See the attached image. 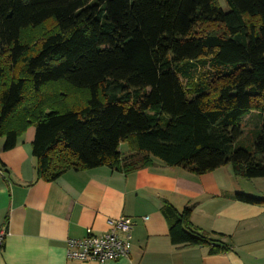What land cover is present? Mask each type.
Returning <instances> with one entry per match:
<instances>
[{
  "label": "trees",
  "instance_id": "trees-1",
  "mask_svg": "<svg viewBox=\"0 0 264 264\" xmlns=\"http://www.w3.org/2000/svg\"><path fill=\"white\" fill-rule=\"evenodd\" d=\"M250 111L262 116L251 149L238 145ZM29 128L45 182L153 160L264 178V0H0L3 150ZM161 211L173 246L226 250L190 208Z\"/></svg>",
  "mask_w": 264,
  "mask_h": 264
},
{
  "label": "crops",
  "instance_id": "crops-1",
  "mask_svg": "<svg viewBox=\"0 0 264 264\" xmlns=\"http://www.w3.org/2000/svg\"><path fill=\"white\" fill-rule=\"evenodd\" d=\"M33 137L29 128L7 151L0 139V229L6 227L0 264H98L67 259L65 241L83 238L87 229L101 234L121 216L133 224L130 254L104 264H264V203L235 199H264V178L237 177L229 165L198 175L153 160L127 173L101 166L45 182L36 177ZM164 201L178 211L190 208L192 225L223 235L226 250L173 246Z\"/></svg>",
  "mask_w": 264,
  "mask_h": 264
},
{
  "label": "built area",
  "instance_id": "built-area-1",
  "mask_svg": "<svg viewBox=\"0 0 264 264\" xmlns=\"http://www.w3.org/2000/svg\"><path fill=\"white\" fill-rule=\"evenodd\" d=\"M144 219H146L144 217ZM108 230L101 234L86 230L81 239H67L65 241V254L67 259L78 261H93L104 264L108 261L127 258L130 254V232L132 222L129 218L121 216L107 222ZM6 236V227L0 229V245Z\"/></svg>",
  "mask_w": 264,
  "mask_h": 264
},
{
  "label": "rangeland",
  "instance_id": "rangeland-1",
  "mask_svg": "<svg viewBox=\"0 0 264 264\" xmlns=\"http://www.w3.org/2000/svg\"><path fill=\"white\" fill-rule=\"evenodd\" d=\"M222 6H225L220 1ZM262 122V116L259 112L250 111L242 116L239 120V126L242 129V135L239 138L238 145L251 149L255 139L257 138ZM127 146L123 144L120 149H125Z\"/></svg>",
  "mask_w": 264,
  "mask_h": 264
}]
</instances>
